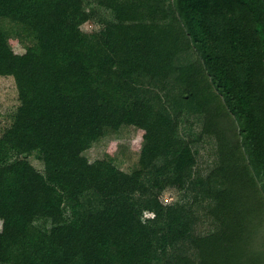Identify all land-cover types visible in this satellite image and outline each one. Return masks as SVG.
<instances>
[{
    "label": "trees",
    "instance_id": "obj_1",
    "mask_svg": "<svg viewBox=\"0 0 264 264\" xmlns=\"http://www.w3.org/2000/svg\"><path fill=\"white\" fill-rule=\"evenodd\" d=\"M0 77V264H264V0H0Z\"/></svg>",
    "mask_w": 264,
    "mask_h": 264
},
{
    "label": "rangeland",
    "instance_id": "obj_2",
    "mask_svg": "<svg viewBox=\"0 0 264 264\" xmlns=\"http://www.w3.org/2000/svg\"><path fill=\"white\" fill-rule=\"evenodd\" d=\"M102 14L108 18L109 15L105 11ZM5 29L9 32L7 42L12 50L18 54L24 52L23 46L17 41L14 36V28L4 23ZM84 31L97 30L99 25L96 23L88 22L82 27ZM17 96L14 81L12 78L0 77V123H4V118L7 113L12 112L17 106ZM142 132L133 127H122L117 133L110 134L97 143H95L88 151L84 153L89 162L102 158L106 155L111 156L115 160V165L124 172H129L134 168L139 157L142 147ZM209 152L206 150L202 152V157L205 161H210L208 157ZM208 159V160H207ZM30 163L38 170H42L41 162L35 157L28 158ZM183 194L176 191L167 190L162 196L163 203L168 204L175 201H181ZM151 217V214L145 213L144 218ZM206 225L200 227V230H205ZM1 229V221H0Z\"/></svg>",
    "mask_w": 264,
    "mask_h": 264
},
{
    "label": "built area",
    "instance_id": "obj_3",
    "mask_svg": "<svg viewBox=\"0 0 264 264\" xmlns=\"http://www.w3.org/2000/svg\"><path fill=\"white\" fill-rule=\"evenodd\" d=\"M151 217H152V215H151Z\"/></svg>",
    "mask_w": 264,
    "mask_h": 264
}]
</instances>
